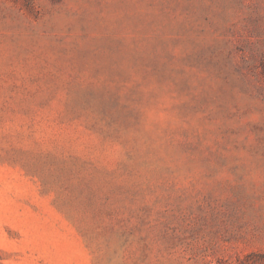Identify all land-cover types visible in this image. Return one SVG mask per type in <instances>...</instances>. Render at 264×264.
Segmentation results:
<instances>
[{
  "label": "rangeland",
  "instance_id": "1",
  "mask_svg": "<svg viewBox=\"0 0 264 264\" xmlns=\"http://www.w3.org/2000/svg\"><path fill=\"white\" fill-rule=\"evenodd\" d=\"M0 264H264V0H0Z\"/></svg>",
  "mask_w": 264,
  "mask_h": 264
}]
</instances>
